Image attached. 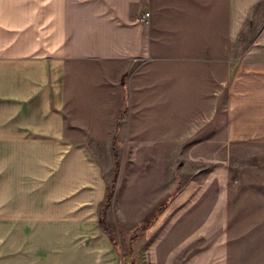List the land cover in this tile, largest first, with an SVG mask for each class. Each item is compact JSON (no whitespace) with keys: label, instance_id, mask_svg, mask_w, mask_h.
Masks as SVG:
<instances>
[{"label":"crops","instance_id":"0c3cea01","mask_svg":"<svg viewBox=\"0 0 264 264\" xmlns=\"http://www.w3.org/2000/svg\"><path fill=\"white\" fill-rule=\"evenodd\" d=\"M261 2L0 0V264H121L99 207L162 64H227L228 138L264 141ZM113 190L126 210L161 198Z\"/></svg>","mask_w":264,"mask_h":264},{"label":"rangeland","instance_id":"374dc122","mask_svg":"<svg viewBox=\"0 0 264 264\" xmlns=\"http://www.w3.org/2000/svg\"><path fill=\"white\" fill-rule=\"evenodd\" d=\"M256 15L263 19L264 2ZM159 74L138 82L160 94L137 96L144 110L132 112L142 121L129 147L138 159H115L99 207L121 264H264V141L228 138L227 64H162ZM119 181L156 186L160 202L126 210L112 196Z\"/></svg>","mask_w":264,"mask_h":264},{"label":"built area","instance_id":"2783aa9c","mask_svg":"<svg viewBox=\"0 0 264 264\" xmlns=\"http://www.w3.org/2000/svg\"><path fill=\"white\" fill-rule=\"evenodd\" d=\"M140 22H143L144 24H148L149 23V13H145L143 14L140 18H139Z\"/></svg>","mask_w":264,"mask_h":264},{"label":"trees","instance_id":"16d2710c","mask_svg":"<svg viewBox=\"0 0 264 264\" xmlns=\"http://www.w3.org/2000/svg\"><path fill=\"white\" fill-rule=\"evenodd\" d=\"M104 229H105L106 231H108L106 228H104ZM108 233H109V231H108ZM109 234H110V238H111L112 235H111V233H109Z\"/></svg>","mask_w":264,"mask_h":264}]
</instances>
